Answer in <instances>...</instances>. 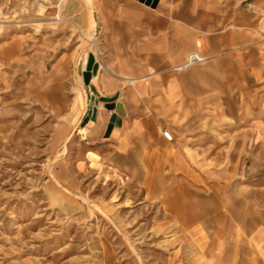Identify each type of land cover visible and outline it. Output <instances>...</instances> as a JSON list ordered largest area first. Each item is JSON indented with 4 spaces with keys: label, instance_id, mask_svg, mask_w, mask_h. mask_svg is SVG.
<instances>
[{
    "label": "crops",
    "instance_id": "0c3cea01",
    "mask_svg": "<svg viewBox=\"0 0 264 264\" xmlns=\"http://www.w3.org/2000/svg\"><path fill=\"white\" fill-rule=\"evenodd\" d=\"M92 1L95 19L82 0L65 7L82 36L97 26L87 144L132 183L149 170L204 264H264V94L253 95L252 57L238 54L264 0H234L226 17L222 0H192V18L191 0ZM195 49L204 62L189 65ZM73 52L57 65L60 85L78 68ZM118 102L125 114L107 108ZM114 117L121 125L108 133Z\"/></svg>",
    "mask_w": 264,
    "mask_h": 264
},
{
    "label": "rangeland",
    "instance_id": "374dc122",
    "mask_svg": "<svg viewBox=\"0 0 264 264\" xmlns=\"http://www.w3.org/2000/svg\"><path fill=\"white\" fill-rule=\"evenodd\" d=\"M66 1L0 0V264H204L149 170L132 183L87 144L93 104L83 65L97 26L82 36ZM82 1L95 19L93 1ZM233 2L222 0L223 17ZM250 42L238 54L252 57L261 96L263 19ZM72 49L78 68L61 89L56 68Z\"/></svg>",
    "mask_w": 264,
    "mask_h": 264
},
{
    "label": "water",
    "instance_id": "95a60500",
    "mask_svg": "<svg viewBox=\"0 0 264 264\" xmlns=\"http://www.w3.org/2000/svg\"><path fill=\"white\" fill-rule=\"evenodd\" d=\"M141 1H146V0H141ZM158 0H147V3H152L153 6H155L157 4ZM94 56L93 55H89L87 59H85L84 61V82L86 85H88L90 83V80L92 78L93 73L96 72L97 70V65L95 64L94 61ZM108 109H118L121 113L125 114V109L124 106L121 102L115 103V104H109L107 105ZM88 121V118L85 119L84 124H86ZM121 125V118L120 117H114L111 124L108 127V133H110L114 127H119ZM117 130V129H116Z\"/></svg>",
    "mask_w": 264,
    "mask_h": 264
},
{
    "label": "built area",
    "instance_id": "2783aa9c",
    "mask_svg": "<svg viewBox=\"0 0 264 264\" xmlns=\"http://www.w3.org/2000/svg\"><path fill=\"white\" fill-rule=\"evenodd\" d=\"M204 58L201 57L200 55L198 54H193L190 59H189V65L190 64H193L195 62H200V61H203ZM163 135L166 137V139H168L169 141H172L173 140V134L169 131V130H165L163 131Z\"/></svg>",
    "mask_w": 264,
    "mask_h": 264
}]
</instances>
